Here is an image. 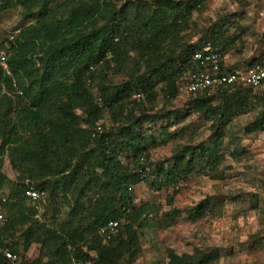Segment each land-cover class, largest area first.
Segmentation results:
<instances>
[{
  "label": "trees",
  "instance_id": "obj_1",
  "mask_svg": "<svg viewBox=\"0 0 264 264\" xmlns=\"http://www.w3.org/2000/svg\"><path fill=\"white\" fill-rule=\"evenodd\" d=\"M139 1L42 0L33 24L7 41L8 64L23 96L9 92L0 98V194L9 182L3 172L5 160L17 176L2 207L9 206L13 215L0 227V247L13 236L14 252L18 242L24 251L38 246L32 264H133L138 245L132 224L144 227L149 209L135 207L134 187L151 178L155 186L176 185L199 169L214 176L225 159L221 148L227 127L253 106L255 91L245 85L225 86L212 96L190 95L194 99L188 114L211 124L210 142L179 146L169 160L148 171L149 150L165 146L170 135L157 142L143 126L176 114H153L157 97L161 92L170 99L179 95L192 53L206 42L218 49L222 59L228 48L215 33L199 44L180 42L181 28L191 13L209 0H159L153 5ZM130 52L143 70L127 76ZM101 61L96 71L90 70ZM253 64L264 68V59ZM113 70L124 72L127 79L112 84L104 71ZM2 85L11 91L0 70ZM135 94L140 97L134 99ZM261 100L264 107V97ZM104 111L112 126H101L98 134L95 127ZM174 118L175 124L181 122ZM244 132L264 133V108ZM243 152L236 148L231 157L238 160ZM124 157L131 159L129 164ZM140 158L145 164H138ZM137 168L147 171L146 179H140ZM25 178L46 192L48 220L34 218L24 196ZM167 204L172 206V198ZM61 205L66 210L63 224L58 221ZM257 207L258 201L251 200V208ZM213 208L208 197L185 216L197 222ZM180 216L172 209L163 220L170 225ZM122 218L126 223L119 237L105 242L97 235L108 221ZM217 253L218 249L181 255L165 251L167 264H209Z\"/></svg>",
  "mask_w": 264,
  "mask_h": 264
},
{
  "label": "rangeland",
  "instance_id": "obj_2",
  "mask_svg": "<svg viewBox=\"0 0 264 264\" xmlns=\"http://www.w3.org/2000/svg\"><path fill=\"white\" fill-rule=\"evenodd\" d=\"M41 1L0 0V47L6 49L9 37L33 24ZM157 1L139 2L153 5ZM214 33L227 44L228 52L222 61L225 70H242L264 59V0H209L191 13L179 37L181 44L188 46L199 44ZM127 70V76L143 70L134 52H130ZM104 74L112 84L127 79L124 72L116 70L104 71ZM262 97L264 88L253 93L251 110L233 119L227 127L221 148L225 159L214 176L210 177L199 169L176 185L155 186L151 178L134 187L135 207L145 205L149 209L144 227L137 222L132 224L138 245L133 264H167V249L179 255L192 254L194 249H218L214 261L209 264H264V133L244 132V128L262 112ZM193 99V96L180 94L170 99L162 92L157 97L151 110L153 114H176L143 126L157 142L163 135H170L165 146L149 150L148 171L169 160L179 146L210 142L213 135L211 124L197 114H188ZM102 116L98 124L110 128V114L104 111ZM174 116L181 122L175 124ZM236 148L244 151L238 160L231 157ZM130 160L124 157L123 162L129 164ZM3 172L5 174V168ZM7 180L4 196L17 182L16 174L14 181ZM208 197L213 201V210L197 222L187 220L185 213ZM169 198L173 200L172 206L167 204ZM253 199L258 201L256 209L251 208ZM172 209L178 210L181 216L175 223L167 225L163 219ZM59 211L58 221L63 224L66 220L64 206L61 205ZM50 213L51 210L43 207L39 221L48 220ZM4 215L7 219L13 215L9 206ZM17 255L20 264H32L39 255L38 246L33 245L24 251L18 242Z\"/></svg>",
  "mask_w": 264,
  "mask_h": 264
},
{
  "label": "built area",
  "instance_id": "obj_3",
  "mask_svg": "<svg viewBox=\"0 0 264 264\" xmlns=\"http://www.w3.org/2000/svg\"><path fill=\"white\" fill-rule=\"evenodd\" d=\"M14 36L8 38V42H12ZM7 42V44H8ZM8 48V47H7ZM0 47V70L4 78L9 80V87L11 91L4 85L0 88V98L3 95L12 93L15 97L23 96V92L17 86L16 81L12 76L11 68L8 64V49ZM223 59L221 58L218 49L212 45L211 42H206L199 50L192 53L190 57V68L183 74L179 86L178 93L180 95H194L203 94L212 96L218 89L231 85H245L250 86L255 92L264 88V68L259 64L247 66L242 70H225L222 72ZM102 65V61L90 68L91 71H96ZM10 92V93H9ZM140 95H133L134 99H138ZM96 103H101L100 99H96ZM95 132L100 134L102 132L101 125L97 124ZM139 165L143 164V158L139 159ZM140 179H146L147 171L143 172L137 168ZM160 181V179H159ZM24 196L30 201L34 218L40 219V213L47 203V194L36 188L35 181L25 178L24 181ZM7 197L0 194V227L6 223L3 205L6 204ZM126 223L125 218L108 221L105 225L100 227L97 235L105 242L112 241L119 237L123 224ZM11 242L7 241L0 247V264L3 260L6 264H20L17 252H14L12 247L16 237L11 238Z\"/></svg>",
  "mask_w": 264,
  "mask_h": 264
},
{
  "label": "crops",
  "instance_id": "obj_4",
  "mask_svg": "<svg viewBox=\"0 0 264 264\" xmlns=\"http://www.w3.org/2000/svg\"><path fill=\"white\" fill-rule=\"evenodd\" d=\"M5 168V175L7 176L8 179H10V181H14L15 180V173L12 172L8 162L5 160L4 164H3V169ZM3 195V194H1Z\"/></svg>",
  "mask_w": 264,
  "mask_h": 264
}]
</instances>
